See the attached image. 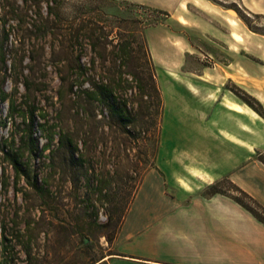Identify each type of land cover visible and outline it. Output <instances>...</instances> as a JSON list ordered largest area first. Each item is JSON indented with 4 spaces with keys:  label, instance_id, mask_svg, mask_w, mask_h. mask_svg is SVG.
Returning a JSON list of instances; mask_svg holds the SVG:
<instances>
[{
    "label": "rangeland",
    "instance_id": "obj_1",
    "mask_svg": "<svg viewBox=\"0 0 264 264\" xmlns=\"http://www.w3.org/2000/svg\"><path fill=\"white\" fill-rule=\"evenodd\" d=\"M0 14L11 38L18 40L5 48L8 67L0 52V82L5 80L14 101V113L8 101L0 103V264H92L110 259L116 254L115 237L127 207L147 171L152 170L134 198L136 208L153 196L159 174L171 192L170 170L177 167L171 152H197L207 143L192 130L191 108L200 114L209 99L217 102L225 86L242 101L248 94L255 97L245 88L264 99V0H163L158 5L133 0H0ZM81 21L104 27L113 43L130 39L132 32L139 41L146 40L161 102L151 85L142 96L136 82L120 76L125 70L118 67L124 59L117 56L120 52L93 68V56L98 61L101 57L87 46L86 36L78 41L85 49L78 46L73 54L88 64L85 75L71 74L75 87L68 93L61 84L57 51L64 33L79 28ZM134 44L133 56L145 78L149 65ZM116 57L113 76L108 67ZM97 75L115 77L121 99L140 109L129 129L111 125L102 104H81L79 95L90 85L79 83ZM255 98L264 115V101ZM31 109L44 123L35 127L40 149L46 135L62 128L80 140L85 168L78 179L69 166L53 163L49 150L29 152L21 144L26 129L22 115ZM258 132L257 156L264 163L260 118ZM7 151L18 154L20 177ZM215 184L249 203L228 178Z\"/></svg>",
    "mask_w": 264,
    "mask_h": 264
},
{
    "label": "crops",
    "instance_id": "obj_2",
    "mask_svg": "<svg viewBox=\"0 0 264 264\" xmlns=\"http://www.w3.org/2000/svg\"><path fill=\"white\" fill-rule=\"evenodd\" d=\"M222 89L217 102L209 99L200 114L196 108L189 112L192 130L207 143L197 152L170 153L177 166L170 170L171 192L159 174L153 196L138 208L133 200L115 237L116 254L92 264H264V223L230 192L206 191L228 178L264 205V163L257 156L264 115L230 88Z\"/></svg>",
    "mask_w": 264,
    "mask_h": 264
},
{
    "label": "trees",
    "instance_id": "obj_3",
    "mask_svg": "<svg viewBox=\"0 0 264 264\" xmlns=\"http://www.w3.org/2000/svg\"><path fill=\"white\" fill-rule=\"evenodd\" d=\"M50 8H52L50 6ZM0 14V52H2V61L8 67V60L6 59V47L12 46L14 43L18 42L17 38L12 37V31L8 28V24L3 20ZM109 32L105 30L104 27L99 26L97 24H92L91 22H84L81 21L79 28H74L72 30H67L64 33V38L58 46V55L60 56V70H61V81L62 86L67 87L68 93L74 92L75 83L71 82V74L74 72L78 74V76L84 77L86 66L88 64L84 63L81 56L78 55L73 57V54L77 47H81L85 49V43L78 42L81 36L88 37V41L86 44L89 48H91L95 52H99V56L101 60L98 61L96 56H93L91 59V65L96 67L97 63L106 64L109 62V55L114 54L115 52H120L117 54L118 57L124 58L122 64L118 67H125V70H121L120 76L122 77L123 74H126V80L132 81L133 83L136 82L139 90L141 91L142 96L146 95L145 88L148 85L154 89L159 97V101L161 102V92L160 89L155 81V73H154V66L151 59V53L149 50V46L146 40L142 37V40L139 41L138 35L135 32L131 33V38L128 40H121L116 43H113V39H109ZM134 43H138L140 51H142L146 63L149 65V68H146V75L145 78L141 75V72L138 70V66L136 64V59H134V51H136L137 46ZM111 47V48H110ZM30 59H34V56H28ZM113 59L112 67H108V72L112 71V75L115 76L116 74V65H117V58ZM118 73V72H117ZM83 78L82 82L79 83L80 87L83 86L84 83H88L90 87H84L82 89L81 95L82 98V105L89 104L91 107H94L95 103L102 104L107 109V114H105V118L108 119V122L111 125H117L121 127L130 128L131 125L135 123L136 117L135 114H139L140 116V109L137 111L134 108L129 106L127 99H121L117 90V81L115 77L113 78H98L94 76L93 79ZM4 81L0 82V103L2 101H8L9 105L13 110L11 111L14 113V101L9 98V93L4 88ZM145 82V83H144ZM67 91L65 94H67ZM62 94V91H61ZM64 95V94H62ZM64 95L63 97H65ZM244 102L262 114V111L258 108L257 103L259 101L248 94L247 98H243ZM13 115V114H12ZM39 117L40 114L36 113L35 109L30 110V114L26 115L23 114V123L26 125V129L24 130L23 134L20 137L22 141L21 144H26V150L29 152H37L38 150H49V159L51 161L59 160V165H67L69 166L73 172L75 173L77 179L83 174V170L85 168L84 162H80V158H82L83 153L81 148V142L79 139H76L72 132L67 128H62L58 130V132H52L45 136L46 143L42 145V149H40V139L35 136L36 130L35 127L37 125L44 126V123L40 122ZM46 121V120H45ZM20 146V145H19ZM10 159L11 165L14 167L15 171L18 174V177L22 174V163L20 162V158L18 154H10L9 151L6 152ZM155 165V164H154ZM154 165L152 167H154ZM149 171V170H148ZM144 179V177H143ZM139 184L135 196L143 182ZM235 189L240 193L243 194L248 200L249 203L245 202L239 196H234L235 200L239 202L241 205L246 207L251 213L254 214L261 222L264 223V205H262L259 201H257L253 196L245 192L239 187H235ZM227 193V191L219 190L217 188V184H214L210 187V193ZM134 196V198H135ZM133 198V200H134ZM132 200V202H133ZM131 202V204H132ZM131 204L127 207V211L129 210Z\"/></svg>",
    "mask_w": 264,
    "mask_h": 264
}]
</instances>
